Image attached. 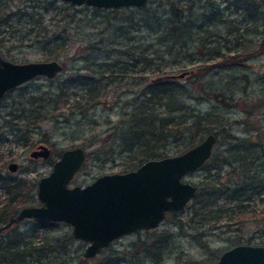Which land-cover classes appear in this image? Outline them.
<instances>
[{
    "label": "rangeland",
    "instance_id": "obj_1",
    "mask_svg": "<svg viewBox=\"0 0 264 264\" xmlns=\"http://www.w3.org/2000/svg\"><path fill=\"white\" fill-rule=\"evenodd\" d=\"M47 1L50 7L45 9L31 7L30 0H0L1 54L14 62L56 59L65 66L56 77L35 78L0 101V182L7 178L20 184L24 201L16 204L18 211L25 204L41 203L38 182L50 173L54 161L67 148L79 146L86 151V160L72 185L83 186L100 175L138 167L140 152L122 151L115 133L127 128L130 115L155 84L153 80L163 74L186 72L182 77L165 80L169 91L183 96L186 105L174 115L190 116L192 109L201 113L212 110L213 119L236 138L251 135L258 140L253 136L256 130L246 125H264L261 0H151L149 3L154 5L176 1L192 27L187 43L174 44L171 49L166 43L156 42L153 32L129 27L123 22V14L86 5L67 9L64 0ZM19 8H24L25 14L16 13ZM166 8L161 9L163 15H167ZM65 24L69 30H65ZM50 39L52 43L47 44ZM158 66L160 71H156ZM78 74L81 77L77 83L71 84ZM89 81L106 84L100 93L103 102L71 110L70 102L81 97ZM36 112H43L45 119L35 125L29 116ZM185 139L170 138L165 146L155 147V152L160 157L180 153ZM218 140L221 143L214 145V153L226 148V136L220 133ZM259 140L264 142V136ZM39 144L50 146V160L30 157ZM9 162L18 163L16 172L8 170ZM203 175L197 169L183 179L197 187ZM0 186L3 200L6 189L3 183ZM190 203L174 215L167 212L156 228L124 235L92 258L85 257L87 243L74 238L72 226L66 222L40 228L33 219L19 221L13 231L0 235V245L42 244L45 237L51 244H67L66 248L54 247L52 264H101L109 258H121L122 264H208L211 252L217 259L238 243L250 241L251 245L264 246V194L240 204L241 211L251 212L242 214L241 219L228 220L229 213L225 212L218 221L212 218L211 225L202 227L190 221L186 208ZM229 205L233 204H223ZM156 235H161L169 246L158 263L141 248L143 244L161 242ZM35 252L37 258L40 251ZM46 260L30 264H45Z\"/></svg>",
    "mask_w": 264,
    "mask_h": 264
},
{
    "label": "trees",
    "instance_id": "obj_2",
    "mask_svg": "<svg viewBox=\"0 0 264 264\" xmlns=\"http://www.w3.org/2000/svg\"><path fill=\"white\" fill-rule=\"evenodd\" d=\"M34 2L35 4H33ZM30 3H32L31 7L33 8L41 6L47 9L50 7V3L47 0H30ZM66 5L67 9L74 8L69 3ZM165 7H167V15H163V12H161V9H165ZM23 9L19 8L16 13L25 14ZM95 9L123 14V22L129 25V27L138 26V28L153 32L156 42L166 43L169 49L174 44L185 45L187 40L192 36V27L184 19L182 14L183 9L176 1H169L167 5L161 2L155 5L149 3L143 7ZM137 14L140 16H137ZM121 27L123 28V26ZM65 30H69L68 24H65ZM52 41L53 39L48 40L47 44L52 43ZM63 69H65V66H63ZM160 70L161 68L158 66L156 71ZM80 77L81 75L78 74L76 78H72L71 84L77 83ZM85 85L86 87L81 97L70 102L71 110H80L83 106H94L103 102L100 99L104 97L100 98V93L102 89H105L106 84L99 85L89 81ZM166 85L165 80L151 85L148 88L149 91L146 93V99L130 115L127 128L122 129L119 134L115 133V138L118 142L122 143V151H126L127 153L140 152V165L147 159L160 157L155 152V147L160 144L165 146L170 138L179 139V137H186L182 149L184 151L197 144L209 133H214L217 136L215 145L219 146L221 140H218V135L220 133L224 134L227 139V142L225 141V150L213 152L210 158L199 168L204 175L197 186L195 196L186 208L190 215V221H194L199 227L211 225L212 218L215 222L218 221L224 216L225 212L229 213L227 216L228 220L234 218L241 219V215L247 214L248 211H241L242 205L240 204L243 201H249L254 197H260L264 194V142L259 140V138L264 136V125L258 124L255 127V125H246V121L243 123L246 125V128L256 130V133L253 135L258 139L256 141L251 135L243 139L236 138L223 127L222 123L213 119L212 110L207 113H201L192 109L190 116L178 117L174 113L176 114L186 107L183 96L173 95ZM223 101L221 100L220 102ZM42 113L36 112L29 116L33 124L36 125L45 119V116H41ZM71 114H73L72 111ZM29 125L31 124L29 123ZM225 166L226 169L224 170ZM132 168L128 167L126 170H132ZM223 177L226 179L224 180ZM0 183H3V187L6 189L4 191L6 197L3 200L0 199V235H2L13 231L18 225V221L15 219L17 208L10 207L9 204L15 198H22V193L20 184L12 179L2 178V182ZM223 204L233 205L225 207ZM234 206L237 207V210L233 208ZM175 213L172 212L171 214L174 215ZM37 223L40 228L54 224L52 222ZM156 236L159 237L158 239L161 242L143 244L141 248L145 249L147 255L158 263L163 260V254L168 250L169 246L166 244V241L164 242L161 235ZM41 243L9 242L5 245L1 244L0 264H30V261H43L45 259H47L45 264H52L50 256L55 254L54 247L61 245L63 248H66L67 246V244H51L48 237H45ZM247 243H250V241H247ZM37 250L40 252L38 253V257L35 258V251ZM135 253L138 255L140 252L137 251ZM208 259L210 260L209 263H211L216 257L211 252ZM101 264H122V260L121 258L116 260L109 258Z\"/></svg>",
    "mask_w": 264,
    "mask_h": 264
},
{
    "label": "water",
    "instance_id": "obj_3",
    "mask_svg": "<svg viewBox=\"0 0 264 264\" xmlns=\"http://www.w3.org/2000/svg\"><path fill=\"white\" fill-rule=\"evenodd\" d=\"M72 6L101 9L143 7L151 0H64ZM264 8V0H261ZM63 64L56 60L14 62L0 52V101L16 87L35 78L56 77ZM181 74H163L153 82ZM217 136L207 134L197 144L183 152L150 158L125 172L106 173L86 185H72L76 173L86 160L82 147L63 150L54 161L48 175L38 182L40 205L24 207L17 220L36 222H66L72 226L74 238L87 243L84 255L92 258L124 235L156 228L167 212L185 208L195 196L197 187L183 178L199 169L212 155ZM32 158L48 159L52 149L40 144L30 153ZM16 162L8 169L15 172ZM209 264H264V246L238 244Z\"/></svg>",
    "mask_w": 264,
    "mask_h": 264
},
{
    "label": "flooded vegetation",
    "instance_id": "obj_4",
    "mask_svg": "<svg viewBox=\"0 0 264 264\" xmlns=\"http://www.w3.org/2000/svg\"><path fill=\"white\" fill-rule=\"evenodd\" d=\"M40 145V144H39ZM39 145H37V146H35L32 150H31V152L33 151V150H35ZM47 145V144H46ZM50 147V146H49ZM30 152V153H31ZM31 157V156H30ZM32 158V157H31ZM32 159H35V160H44V161H47V160H50V158H48V159H42V158H32ZM10 163V162H9ZM17 163V162H16ZM18 164V163H17ZM9 165V164H8ZM18 167H19V165H18ZM7 168H8V166H7ZM9 170V169H8ZM17 170H18V168H17ZM16 170V171H17ZM10 171V170H9ZM15 171V172H16ZM43 177V176H42ZM41 179V178H40ZM29 193V192H28ZM21 201H24V198H23V196H22V198L20 197V198H15L13 201H11L10 202V207H16V204H18L19 202H21ZM41 204V203H40ZM40 204H38V205H40ZM28 206H34V205H27V204H25V205H23L22 207H21V209H19V211H18V208H17V210H16V214H15V219L17 220V214L20 212V210H22L24 207H28ZM26 219H28V218H26ZM26 219H24V220H26ZM18 222H19V220H17ZM21 221H23V220H21ZM42 223V222H41ZM242 244H244V243H242ZM249 244V243H248Z\"/></svg>",
    "mask_w": 264,
    "mask_h": 264
}]
</instances>
